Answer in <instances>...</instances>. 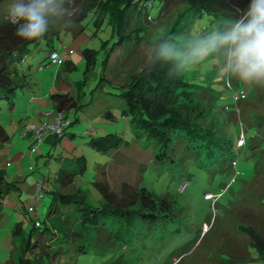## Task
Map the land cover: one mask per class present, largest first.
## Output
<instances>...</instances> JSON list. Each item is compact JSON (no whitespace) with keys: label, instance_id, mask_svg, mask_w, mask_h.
I'll return each instance as SVG.
<instances>
[{"label":"rangeland","instance_id":"obj_1","mask_svg":"<svg viewBox=\"0 0 264 264\" xmlns=\"http://www.w3.org/2000/svg\"><path fill=\"white\" fill-rule=\"evenodd\" d=\"M96 1L71 0L70 7L75 12L68 24L54 25L42 40L29 44L28 53L21 63L27 76L25 83L23 80L17 83L19 88L13 96L16 103L14 106L8 101L0 103V125L9 136L7 141L0 131V170L5 183L9 184L3 208H0V264H17L23 245V241H19L21 238L15 234L19 223V231H25L28 238L32 221H47L54 204L51 192H42L38 209L32 211L35 203L31 189L40 179L49 182L52 192L92 199L108 209L112 208V204L103 201L96 186L98 182L107 185L118 202H128L142 185L158 195L172 196L178 203L177 216L165 226L152 230L148 238L134 242L131 248L136 253L130 255L129 264H244L252 251V240L245 230L252 228L264 237V134L256 133L245 153L236 147L238 162L236 167L233 164L230 175L220 171L219 163L214 165L205 159L199 165H190L181 177L176 167L169 169L154 162L155 146L145 137L139 138L130 117L123 116V101L114 95L118 90L111 85L129 84L149 62L154 49L152 45L163 40L173 29V41L183 45L194 30L198 29L203 34L217 23L213 26L210 22L213 17L204 16L189 30L194 20L190 10L200 0H166L161 11L157 2L151 17L131 11L127 32L139 30L141 38L136 39L132 47L125 46L113 52L105 72L111 84L96 85L97 76L103 73L101 64L95 67L97 76L89 75L87 59L82 51L85 48L102 51V43L112 38L111 25L105 23L101 30H97L92 21L93 14L90 12ZM208 1L213 4L219 23L229 18V10L235 15H242L248 6V0ZM10 6L11 0L0 3V22L4 19L10 22ZM45 38L71 66H65L67 61L62 64L65 66L62 69L43 62L48 56ZM101 58L98 56L99 61ZM186 78L216 90L207 88L202 92L207 99L218 97L215 113L221 125L224 121L229 122L225 125V132L234 144L241 134V129L237 127L239 114L245 124L246 136L253 130L252 121L264 117V87H249L243 82L239 86L236 80L222 78L211 61L206 67L186 72ZM228 84L238 91L240 99L237 104ZM54 94L73 95L78 102H82V107L75 114L69 109L63 110L69 114L73 124L62 138L57 139L54 133H47L44 140L38 142L35 139L32 142L27 135L28 132L35 135L32 126L54 123L55 115L49 118L46 116L49 110H44L49 107L48 101L54 100ZM33 98L43 110L30 104ZM109 111L112 112L111 118L104 115ZM216 122L217 119L211 121L212 125ZM217 132L222 133L220 130ZM109 134L117 140L121 139L119 150L105 152L91 145V137ZM48 138L51 139L46 142ZM82 166L84 171L75 176V183L60 187L57 174L61 167L78 170ZM235 176L237 179L234 182L237 183L231 187L230 182ZM186 180L190 186L181 191L180 185ZM179 187L182 193L177 192ZM222 193L225 195L221 197ZM70 213L72 215L63 220L57 216L53 218L54 226L74 233L76 239L86 240L94 246L101 244L91 229L84 227L80 216L72 210ZM106 245L74 255L73 262L62 259L49 264H107Z\"/></svg>","mask_w":264,"mask_h":264},{"label":"trees","instance_id":"obj_2","mask_svg":"<svg viewBox=\"0 0 264 264\" xmlns=\"http://www.w3.org/2000/svg\"><path fill=\"white\" fill-rule=\"evenodd\" d=\"M3 1L0 0V3ZM157 2L161 11L166 0H97L94 3L90 13L93 14L92 21L96 29L101 30L105 23L112 27V38L102 43V51L92 48H85L82 51L87 59L89 75L91 73L92 76H97L95 67L101 64L103 73L97 76L99 79L96 85L109 82L105 72L113 52L125 46L132 47L135 41L141 38L142 32L139 30L127 32L131 11L135 10L141 16L151 17V11ZM199 2L190 10L194 20L189 30L204 16L213 17L210 20L213 26L219 23L218 14L212 8L213 4L208 0ZM174 33L175 29L163 40H173ZM37 41L39 40H21L16 36V28L8 20L0 22V103L8 101L11 106L15 105L16 100L13 96L19 88L17 83L24 81L27 76L21 68V63L28 53L29 44ZM55 50L54 45L47 40L48 56L43 62L49 64V55ZM98 56H102L101 61L98 60ZM66 65L71 66L69 61ZM65 66L60 67L62 69ZM60 73L61 70L57 74L58 79ZM93 80L95 82L96 77ZM240 83L237 82L239 86ZM111 85L113 89L118 90L114 95L123 101L121 104L123 116L130 117L139 138L145 137L155 146L154 162L169 169L176 167L181 177L185 175L184 170L190 165H199L200 161L205 159L212 161L214 165L219 163L220 171L230 175L237 160L236 147L245 153L247 145H250L256 133L264 134V117L260 116L252 121L253 130L249 136L245 134L246 146L242 148L238 142L234 144L225 132V125L229 122L224 121L221 125V120L215 113L218 97L207 99L202 92V89H214L210 85L197 84L187 79L186 72L176 74L173 66L165 62L162 51L156 46L147 65L129 84ZM52 97L60 102L56 106L58 109L55 115L64 112L62 110L64 107H67L70 113L74 111V114L82 107V102H78L73 95L54 94ZM104 115L111 118L112 112H105ZM66 116L69 118V114ZM212 119H217L216 125H212ZM237 127L240 130L238 125ZM66 130L57 139L66 135ZM219 130L222 133L217 132ZM0 131L7 140V134L1 125ZM90 143L100 151L113 153L119 150L121 139L117 140L109 134L91 137ZM83 171V166L78 170L61 167L57 174V182L64 188L75 183V176ZM235 179L237 176L231 182V179L229 180L231 187L236 185ZM46 182L44 181L42 192H51L54 204L47 215V221L31 222L32 231L28 238L25 231V233L19 231L21 224L17 226L15 234L21 238L19 241H23L17 264H49L51 261L57 263L62 259L73 262L74 255L86 253L91 249H100L103 244H107L105 251L107 264H129L130 255L136 253V250L131 248L132 244L148 238L152 230L165 226L177 216L178 203L172 196L158 195L145 185L139 186L128 202H118L108 186L98 182L96 186L102 194L103 201L112 204V208L108 209L97 205L92 199L87 200L85 197L71 196L60 191L52 192L49 182ZM8 185L0 170V208H3ZM71 210L80 216L84 227L90 228L101 244L94 246L86 240L76 239L74 233L64 232L54 226L53 218L57 216L63 220L72 215ZM245 232L252 240V251L244 264H264V237L252 228H247Z\"/></svg>","mask_w":264,"mask_h":264},{"label":"clouds","instance_id":"obj_3","mask_svg":"<svg viewBox=\"0 0 264 264\" xmlns=\"http://www.w3.org/2000/svg\"><path fill=\"white\" fill-rule=\"evenodd\" d=\"M70 2L11 0L9 18L16 36L25 41L42 40L54 25L66 26L75 12ZM228 17L203 34L194 30L183 45L166 39L152 46L160 48L163 59L178 75L206 67L211 61L222 78L264 87V0H248L242 15L229 10Z\"/></svg>","mask_w":264,"mask_h":264},{"label":"built area","instance_id":"obj_4","mask_svg":"<svg viewBox=\"0 0 264 264\" xmlns=\"http://www.w3.org/2000/svg\"><path fill=\"white\" fill-rule=\"evenodd\" d=\"M64 58L59 54V52L54 51L49 55V63L53 64V65H57V66H61L63 64ZM228 87L233 91L234 94V101L237 104L239 102V96H238V92L234 91L232 89V87L230 86V84H228ZM239 112V110H238ZM239 121L238 126L241 129V135L239 137V141L238 144L240 147L244 148L246 146V138H245V124L243 123V121L240 118V114L238 117ZM71 125V121L70 119L66 116V114L64 112H59L55 115V119H54V123L53 125H47V124H43L41 127H32L31 130H33L35 132V138L38 142H40L43 137L47 134V133H54L57 137H61L63 135V132L65 129H67L69 126ZM244 153V152H243ZM238 160H236V162H234V167H236ZM43 186H44V180L41 179L40 181H38L35 184L34 187V207L32 208V210L35 212L38 209L39 204L42 201V190H43ZM190 186V184L188 182H184L182 183V185H180L181 187V191H185L188 187ZM180 187L178 188V191H180ZM182 193V192H181ZM224 193L221 194V197L223 196Z\"/></svg>","mask_w":264,"mask_h":264},{"label":"crops","instance_id":"obj_5","mask_svg":"<svg viewBox=\"0 0 264 264\" xmlns=\"http://www.w3.org/2000/svg\"><path fill=\"white\" fill-rule=\"evenodd\" d=\"M64 57V56H63ZM64 61H67L65 58H64ZM24 83H25V80H24ZM22 86H23V84H22ZM53 94V92L49 95V99H50V97H51V95ZM36 101V99H34L33 98V102L31 101L30 102V104L31 105H33L35 108H38V109H41V110H43V108H40V107H38L39 105H38V103L37 102H35ZM59 101L58 100H54V101H51V100H49L48 101V104H49V107H48V109H46V108H44V110H49V111H46V116H49V118H52L54 115H55V113L57 112V105H59ZM61 105V104H60ZM67 110L68 108L67 107H64L62 110ZM72 112V111H71ZM33 127V126H32ZM31 127V128H32ZM50 134H52V133H50ZM27 135H30V138H31V140H32V142H33V140L35 141V139L36 138H34L35 136H34V134L32 133V132H28V134ZM53 135V134H52ZM52 135H50L49 137H52ZM7 136V140H9V136L8 135H6ZM26 138V137H25ZM45 139V138H44ZM43 139V140H44ZM51 138H48L47 140H46V142L47 141H49ZM41 180V179H40ZM40 180H38V181H40ZM37 181V182H38ZM36 182V183H37ZM35 183V184H36ZM34 187H35V185H34ZM31 192H32V196H33V203H34V188H32L31 189Z\"/></svg>","mask_w":264,"mask_h":264}]
</instances>
